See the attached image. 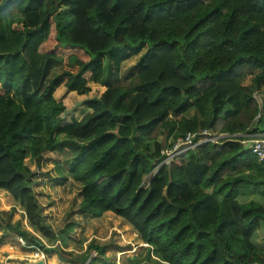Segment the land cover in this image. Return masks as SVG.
Segmentation results:
<instances>
[{"label":"trees","instance_id":"16d2710c","mask_svg":"<svg viewBox=\"0 0 264 264\" xmlns=\"http://www.w3.org/2000/svg\"><path fill=\"white\" fill-rule=\"evenodd\" d=\"M143 46L136 74L108 84L117 53ZM49 60L63 70L40 91ZM220 118L225 137L159 166L160 137L170 146L191 132L197 142ZM256 133L264 0H0V189L46 239L63 240L75 223L48 229L21 173L34 177L26 158L40 168L63 152L56 168L81 185L79 210L119 216L164 263L264 264V160L241 143ZM9 219L0 210V230ZM88 246L90 264H110L106 246ZM55 249L71 264L87 258Z\"/></svg>","mask_w":264,"mask_h":264},{"label":"rangeland","instance_id":"374dc122","mask_svg":"<svg viewBox=\"0 0 264 264\" xmlns=\"http://www.w3.org/2000/svg\"><path fill=\"white\" fill-rule=\"evenodd\" d=\"M146 46L140 49H125L123 53H117L120 58L119 71L112 66L111 78L109 83L115 82L116 78L121 76L123 79L129 78L137 71V62L140 55L145 51ZM62 65L57 61L49 60L43 71V77L39 87L43 91L49 81L62 72ZM95 87L96 84L89 83ZM199 90L203 88L197 85ZM67 94V90L60 89L55 95L60 100ZM255 98L261 103V96L255 93ZM86 111L81 110L79 114ZM221 118L217 121L215 129L212 132L216 138L215 141L221 139ZM250 140V135H243ZM253 139V138H252ZM251 139V140H252ZM164 144V149L169 147V141L164 136L160 137ZM63 152H49L44 155L40 168L36 167L34 160L25 159L26 165L33 173L34 177H30L31 187L40 206V214L43 218L45 226L54 233L60 232L67 224L74 222L75 226L67 237L63 240L46 239L39 232L33 231L25 222V215L22 208L16 204L11 195L5 190H0V210L10 213L11 229L0 231L3 232L5 239H11L19 250L29 259L37 260L40 256L34 252H40L44 255L45 264H71L62 261L55 248L60 247L66 253L71 254L72 258L78 259L84 253L87 258L80 264H90L95 260L97 253L89 250V244L93 241L100 246H106L104 257L110 264H166L161 261L151 246L145 245L139 238L137 232L127 224L122 218L113 214L105 213L100 217H93L82 213L79 210V202L81 200V185L70 177H63L58 173L66 174L64 167L56 168V165L62 164ZM155 171V170H154ZM48 174V175H47ZM20 230H27L29 234H33L41 241V246L29 244L24 238L26 245L22 246L18 241ZM1 238V237H0ZM4 240V239H3ZM58 241H60L58 243ZM57 244V245H56ZM43 247L49 248L44 251ZM20 258V257H18ZM9 259V258H8ZM13 260V258L11 257ZM11 259L7 261H12ZM39 260V259H38ZM24 259H18L16 264H23ZM6 262V261H5ZM0 261V264H8ZM93 264H102L101 262Z\"/></svg>","mask_w":264,"mask_h":264},{"label":"built area","instance_id":"2783aa9c","mask_svg":"<svg viewBox=\"0 0 264 264\" xmlns=\"http://www.w3.org/2000/svg\"><path fill=\"white\" fill-rule=\"evenodd\" d=\"M197 135L191 132H187L185 136L180 137L176 139L174 142L171 143V145L162 150L163 159L159 163V166L164 164H169L172 160H174L177 157L184 156L187 154L190 150L194 149L196 146H198L201 143L212 141L215 142L216 136L210 131V130H203L201 131L198 136L199 140L196 142L194 141V138ZM251 139L248 140L244 138L241 140V143L244 144L245 147L251 150V153L258 157L260 161L264 160V133H256L253 135H250ZM224 137L223 135L221 138ZM158 166V167H159ZM18 241L21 242V245H26V242L22 237L18 238ZM35 254H38L40 257L39 260H44V255H40V252L36 251ZM36 261V260H35Z\"/></svg>","mask_w":264,"mask_h":264},{"label":"crops","instance_id":"0c3cea01","mask_svg":"<svg viewBox=\"0 0 264 264\" xmlns=\"http://www.w3.org/2000/svg\"><path fill=\"white\" fill-rule=\"evenodd\" d=\"M146 50V49H145ZM137 72V71H136ZM136 72L135 73H133V75H131L129 78H127V79H123L121 76H119L118 78H116V80H115V82L116 81H119V80H121V81H125V80H128V79H130L131 77H133L135 74H136ZM111 74V73H110ZM110 78H111V75H110ZM115 82H112V83H109V81H108V84H113V83H115ZM198 85L200 86L201 85V87L202 88H206L207 86H208V83L207 82H199L198 83ZM63 99V98H62ZM221 127H222V125H223V119H221ZM217 123V122H216ZM221 127H219L220 129H221ZM214 130H211V132H213ZM221 134L225 137L226 135L224 134V133H222V131H221ZM1 190V189H0ZM105 213H107V214H109V213H111V212H105ZM104 213V214H105ZM26 220V219H25ZM26 222V221H25ZM27 227H29V226H27ZM3 232H1L0 231V237L1 236H3V234H2ZM60 241H58V243H59ZM57 245V244H56ZM11 257L13 258V260L11 259ZM18 257H20V258H18ZM26 257H27V254H25L24 252L22 253L20 250H19V248L13 243V241L11 240V239H5L4 238V240L0 243V261H2V262H5V263H8V264H16L17 263V260L19 259H24L25 261H24V263L23 264H25V262L27 261L26 260ZM11 259L12 261H7V260H9V259ZM32 261H35V260H32Z\"/></svg>","mask_w":264,"mask_h":264},{"label":"water","instance_id":"95a60500","mask_svg":"<svg viewBox=\"0 0 264 264\" xmlns=\"http://www.w3.org/2000/svg\"><path fill=\"white\" fill-rule=\"evenodd\" d=\"M21 174L26 178V180L30 179V174L29 173H21ZM26 264H45V262L43 260H38V261L26 262Z\"/></svg>","mask_w":264,"mask_h":264},{"label":"bare ground","instance_id":"6f19581e","mask_svg":"<svg viewBox=\"0 0 264 264\" xmlns=\"http://www.w3.org/2000/svg\"><path fill=\"white\" fill-rule=\"evenodd\" d=\"M27 260V259H26ZM32 260H27L26 262H31ZM36 261H38V260H36ZM26 262H25V264H26Z\"/></svg>","mask_w":264,"mask_h":264}]
</instances>
